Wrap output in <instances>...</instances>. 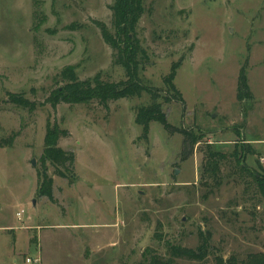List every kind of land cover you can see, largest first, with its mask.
Returning <instances> with one entry per match:
<instances>
[{
    "label": "rangeland",
    "instance_id": "rangeland-1",
    "mask_svg": "<svg viewBox=\"0 0 264 264\" xmlns=\"http://www.w3.org/2000/svg\"><path fill=\"white\" fill-rule=\"evenodd\" d=\"M113 3L0 0V141L18 133L14 149L0 150V198L4 181L21 183L16 212L18 197L28 201L30 188L36 191L47 124L56 122L70 133L59 146L75 154L79 182L69 186L48 165L61 204L52 212L96 223L114 210L116 225L102 234L100 249L89 238L80 248L67 231H56L44 247L50 264H140L147 248L167 258L165 241L196 251L199 231L211 234L208 258L176 264L264 253V199L255 178L264 170V0L145 1L138 28L150 62L140 75L163 89L172 64L182 62L175 83L185 103L166 105L165 112L176 128L200 138L186 150L184 137L159 123L148 141L140 139L135 108L149 104L146 94L110 102L109 110L97 101L41 106L66 68L81 80L98 73L107 81L126 78L97 26L111 27ZM245 65L252 98L242 101ZM7 93L25 94L38 107L13 105ZM29 155L31 168L21 169Z\"/></svg>",
    "mask_w": 264,
    "mask_h": 264
},
{
    "label": "trees",
    "instance_id": "trees-1",
    "mask_svg": "<svg viewBox=\"0 0 264 264\" xmlns=\"http://www.w3.org/2000/svg\"><path fill=\"white\" fill-rule=\"evenodd\" d=\"M146 0H114L110 6L112 13V23L109 28L103 23H97L101 29L102 38L113 50V65L121 67L126 78L121 81L104 80L101 73L93 79L81 80L76 76L72 68L62 71L61 82L50 92L43 105H50L56 109L62 103L68 105L90 104L97 101L103 108L109 110V103L120 100L141 99L145 94L149 96L150 102L141 107L135 108L134 122L142 128L140 139L149 140L151 125L159 123L163 129L169 133H180L184 137L183 148L193 149L200 138L185 129L176 128L172 125L165 112L166 105H184L182 92L176 86L177 72L182 62H175L171 66L170 73L163 78V89H155L145 82L140 75L141 71L149 65L148 52L139 38V23L146 12ZM247 65L240 73L239 96L243 100H251V90L248 86ZM8 102L21 107L29 112H34L38 103L26 98L25 94L7 93ZM40 105V104H39ZM45 136V147L40 159V168L37 173V197L48 199L53 204H57L54 198V179L48 173V165L53 168L55 175L65 179L69 186H74L79 182L76 172V156L73 152L62 149L59 146L62 138H68L70 133L67 129L61 128L56 122L47 124ZM18 133L13 134L8 139L0 141V148H13ZM212 158L208 159L211 161ZM217 168L213 167L216 171ZM256 183L262 199H264V170L263 173L256 174ZM199 243L195 250H188L180 246H174L170 242H164L168 257L159 256L152 248H147L144 260L140 264H176L177 260L205 261L211 253V234L207 236L199 231ZM158 241L163 239L156 236ZM216 264H264V253H252L245 259L231 256L228 259L216 257Z\"/></svg>",
    "mask_w": 264,
    "mask_h": 264
},
{
    "label": "crops",
    "instance_id": "crops-1",
    "mask_svg": "<svg viewBox=\"0 0 264 264\" xmlns=\"http://www.w3.org/2000/svg\"><path fill=\"white\" fill-rule=\"evenodd\" d=\"M14 147L0 148V150H10L14 149ZM25 160V164H23L21 169L31 168L30 164L32 157L29 155ZM17 175H19V180H21V173L18 172ZM37 178L36 173V191L30 188V193L27 195L28 201H25L24 197H18L20 200L18 202L19 210L16 212H13V209L15 210L13 196L16 194L18 196V192L22 188L21 183L18 182L15 185H10L9 183V187L7 186V181L1 184L0 255L2 256V260L0 259V262H2V264H19L20 261L24 259L25 264H27V259H39L41 264H50V260H48L49 257L46 258L45 256L46 252L44 251V247L49 243L51 234L56 233V231H67L69 237L79 244V246L82 243L80 248L83 247L85 241L91 239L90 241L93 242L94 246L100 249L103 241L102 234H110L111 231L109 230L116 225L114 223L116 221V218H114V210H112V213H100L96 223H91V221L86 219V221H84L82 218L78 221L76 219V217H78L76 213H74L73 219H69L67 215L63 216V214L59 212H52L53 209L58 208L57 204H53L46 198H36L35 196L38 190ZM54 192V198L61 206L55 188ZM34 201L35 204L33 203ZM27 203H29L30 209L26 205ZM40 203L42 204V208L40 211H36ZM46 210H51V212L46 213ZM83 213L85 216L91 214L90 211L82 210L80 215L83 216ZM52 216H54V218H52ZM32 255L36 257L33 259Z\"/></svg>",
    "mask_w": 264,
    "mask_h": 264
},
{
    "label": "built area",
    "instance_id": "built-area-1",
    "mask_svg": "<svg viewBox=\"0 0 264 264\" xmlns=\"http://www.w3.org/2000/svg\"><path fill=\"white\" fill-rule=\"evenodd\" d=\"M261 162L264 164V157H262ZM26 262H27V264H35V263H38L39 261L35 260V259L34 260L27 259Z\"/></svg>",
    "mask_w": 264,
    "mask_h": 264
},
{
    "label": "water",
    "instance_id": "water-1",
    "mask_svg": "<svg viewBox=\"0 0 264 264\" xmlns=\"http://www.w3.org/2000/svg\"><path fill=\"white\" fill-rule=\"evenodd\" d=\"M215 117V115H213V118ZM33 162H34V165L36 166V160L34 159L33 160ZM178 172H176V174H177ZM34 204H35V201L33 202Z\"/></svg>",
    "mask_w": 264,
    "mask_h": 264
}]
</instances>
